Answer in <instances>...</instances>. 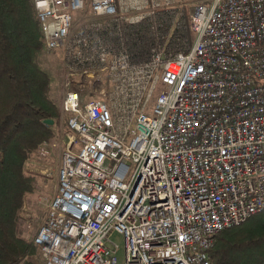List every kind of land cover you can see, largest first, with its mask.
<instances>
[{"label": "built area", "instance_id": "obj_1", "mask_svg": "<svg viewBox=\"0 0 264 264\" xmlns=\"http://www.w3.org/2000/svg\"><path fill=\"white\" fill-rule=\"evenodd\" d=\"M32 1L70 131L44 264H120L116 234L123 264H213L216 236L264 211V0H197L191 48L142 63L123 27L176 0Z\"/></svg>", "mask_w": 264, "mask_h": 264}, {"label": "trees", "instance_id": "obj_2", "mask_svg": "<svg viewBox=\"0 0 264 264\" xmlns=\"http://www.w3.org/2000/svg\"><path fill=\"white\" fill-rule=\"evenodd\" d=\"M190 16L188 7L180 15L160 10L123 27L133 62L148 61L155 47L167 58L187 52L196 38ZM44 48L33 1L0 0V264H38L42 257L20 213L35 189L26 165L55 136L61 120L50 97L51 78L37 61ZM209 253L213 264H264V211L220 232Z\"/></svg>", "mask_w": 264, "mask_h": 264}, {"label": "rangeland", "instance_id": "obj_3", "mask_svg": "<svg viewBox=\"0 0 264 264\" xmlns=\"http://www.w3.org/2000/svg\"><path fill=\"white\" fill-rule=\"evenodd\" d=\"M196 3L197 0H176L173 6L180 7L178 10H181L183 7H188L190 10H194ZM77 15L78 12H74V20L77 19ZM37 61L40 68L47 72L51 78L50 97L60 109L61 120L55 128V136L50 140V142L42 143L43 145H48L50 152L48 156L40 157L37 153L39 149H37L34 153V160H30L26 165L28 174L35 179V189L26 197L20 213V217L24 223L25 234L29 239L34 238L36 231L47 218L48 203L53 198L58 187V169L60 166L61 156L69 141L70 135V131L66 123L67 116L61 110V102L65 93L62 85L64 78V60L62 50H49L45 46V48L39 52ZM154 102L155 99H153L150 103L151 112ZM114 238L120 245L118 256L120 264H123L124 240L121 235L117 234ZM40 261L42 262L41 264H44L42 257ZM40 261L37 263L39 264Z\"/></svg>", "mask_w": 264, "mask_h": 264}, {"label": "water", "instance_id": "obj_4", "mask_svg": "<svg viewBox=\"0 0 264 264\" xmlns=\"http://www.w3.org/2000/svg\"><path fill=\"white\" fill-rule=\"evenodd\" d=\"M46 123L53 124L54 121L53 120H46Z\"/></svg>", "mask_w": 264, "mask_h": 264}]
</instances>
